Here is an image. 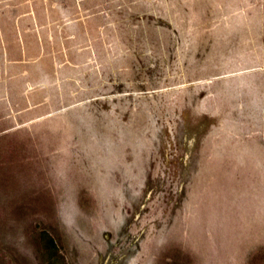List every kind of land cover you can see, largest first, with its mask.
<instances>
[{
	"label": "rangeland",
	"instance_id": "1",
	"mask_svg": "<svg viewBox=\"0 0 264 264\" xmlns=\"http://www.w3.org/2000/svg\"><path fill=\"white\" fill-rule=\"evenodd\" d=\"M0 264H264V0H0Z\"/></svg>",
	"mask_w": 264,
	"mask_h": 264
}]
</instances>
